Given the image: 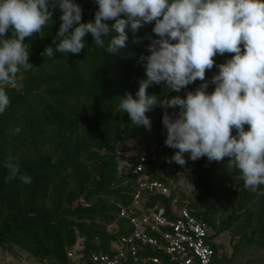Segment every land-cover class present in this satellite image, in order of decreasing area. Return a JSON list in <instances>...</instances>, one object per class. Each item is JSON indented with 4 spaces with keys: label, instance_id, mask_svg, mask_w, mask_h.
Here are the masks:
<instances>
[{
    "label": "trees",
    "instance_id": "16d2710c",
    "mask_svg": "<svg viewBox=\"0 0 264 264\" xmlns=\"http://www.w3.org/2000/svg\"><path fill=\"white\" fill-rule=\"evenodd\" d=\"M59 2L55 0L56 7L50 8L53 18L43 28V36L35 33L25 38L34 67L21 68L14 84H0L10 99L0 114V264H97L93 253L113 252L120 238L130 232L129 221L120 215L138 190L131 174L134 157L121 162L123 154L133 149L128 141L135 140L149 151L162 146L168 158L177 151L165 145L164 109L159 105L146 113L151 130L134 125L128 113L117 112L119 98L129 92L138 98L140 82L147 79L141 57L150 55L148 46L158 39L154 22L136 32L126 28V46L115 54L93 46L89 33L79 54L56 52L51 58L43 57L47 46L56 47L52 41L62 23ZM74 2L83 10L82 23L94 21L95 0ZM107 23L112 29L115 21ZM116 35L110 30L103 37L105 47ZM233 55L217 54L216 65ZM218 71L215 66L206 70V81ZM202 83L198 79L180 92L168 91L165 82L154 83L147 93L160 99L185 98ZM214 88L209 83L207 90ZM178 110L169 108L168 112ZM17 127L19 134L12 131ZM249 127L245 125L246 130ZM10 156L21 173L31 177V183L19 177L5 179ZM185 159L194 168L195 199L189 197L192 214L212 227V237L223 232L232 236L230 256L221 252L222 243L213 244L212 264H264V186L256 191L245 189L240 172L228 165L227 157L221 162H209L207 157L194 162L185 154ZM147 163L149 176L170 187L172 195L144 192L137 213L155 206L169 211L184 172L175 162L169 166L166 159L159 162L150 157ZM71 251L75 257H70ZM7 253L9 260L4 257ZM148 256L159 258L148 264H175L148 244L137 252L138 260L128 257L120 264H145Z\"/></svg>",
    "mask_w": 264,
    "mask_h": 264
},
{
    "label": "clouds",
    "instance_id": "9594fccd",
    "mask_svg": "<svg viewBox=\"0 0 264 264\" xmlns=\"http://www.w3.org/2000/svg\"><path fill=\"white\" fill-rule=\"evenodd\" d=\"M98 10L94 21L82 23L83 10L74 0H60L62 23L42 56L56 52L79 54L85 49L86 34L95 47L115 54L126 46V28L133 32L154 22L150 55L142 56L147 79L140 82L133 98L129 92L119 98L117 112L128 113L134 125L151 130L146 115L154 106L164 109L162 124L167 136L165 145L175 149L169 162L186 165L185 154L192 161L207 157L240 172L245 189L256 191L264 186V0H95ZM55 0H0V84L12 85L21 68L31 70L26 37L43 36V28L53 18ZM108 21H115L110 29ZM78 25L76 27L73 26ZM110 30L114 36L107 47ZM243 45V51L242 46ZM235 55L216 65L214 57ZM218 67L211 81L206 70ZM203 83L186 97L177 95L160 99L149 95L151 84L165 82L168 91L180 92L189 84ZM214 84V91L207 89ZM10 104L5 87H0V114ZM178 111L169 113L168 109ZM245 125L250 127L246 130ZM233 129L236 134L233 135ZM19 134L21 129L12 130ZM6 180L21 173L13 157L5 162Z\"/></svg>",
    "mask_w": 264,
    "mask_h": 264
},
{
    "label": "built area",
    "instance_id": "2783aa9c",
    "mask_svg": "<svg viewBox=\"0 0 264 264\" xmlns=\"http://www.w3.org/2000/svg\"><path fill=\"white\" fill-rule=\"evenodd\" d=\"M162 146H155L152 151L142 149L134 156L131 174L137 183L132 202L121 208L120 215L129 221L130 232L124 234L113 252L93 253L92 261L97 264H120L128 257L138 260L137 252L144 245H152L167 254L175 264H212L215 256L213 244L217 238L212 237L214 230L203 219L194 216L189 208V197L195 198L194 168L180 165L184 172L178 181L177 194L168 211L165 207L149 208L146 212L137 213L141 206L144 192L162 194L170 197L172 190L158 179H152L148 174L147 162L152 160L163 161L172 166L169 158L163 154ZM152 153H155L152 155ZM180 173V172H179ZM182 195L185 198H182ZM70 257H75L74 252H69ZM158 262L156 256L144 258V263Z\"/></svg>",
    "mask_w": 264,
    "mask_h": 264
},
{
    "label": "rangeland",
    "instance_id": "374dc122",
    "mask_svg": "<svg viewBox=\"0 0 264 264\" xmlns=\"http://www.w3.org/2000/svg\"><path fill=\"white\" fill-rule=\"evenodd\" d=\"M128 144L131 147H133V149L131 151H128V152L123 154V156L121 157V162L122 163L130 160L132 157H134L135 155L139 154L142 151L141 145L139 143H137L135 140L128 141ZM161 149H162V151L164 150L163 147ZM165 156L167 157V154ZM172 165H173V163H172ZM217 241L222 243V245H223V248L221 249V252L224 251V252H226L228 254V256H230L232 254V252H233L232 236L230 235V233L223 232L222 234H220L217 237ZM8 255H9L8 253L4 255L6 260L10 259ZM28 264H34V263L33 262H29Z\"/></svg>",
    "mask_w": 264,
    "mask_h": 264
}]
</instances>
